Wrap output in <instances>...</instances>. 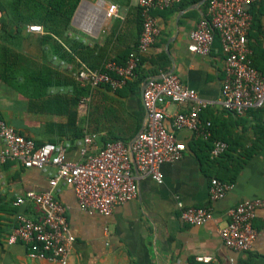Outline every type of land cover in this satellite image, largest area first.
<instances>
[{"label": "crops", "instance_id": "1", "mask_svg": "<svg viewBox=\"0 0 264 264\" xmlns=\"http://www.w3.org/2000/svg\"><path fill=\"white\" fill-rule=\"evenodd\" d=\"M189 1L153 11L160 34L137 69L156 80L171 73L194 90L207 104L200 119L211 123L212 138L225 142L227 152L212 161L208 153L210 142L198 145L200 140L189 132H176V140L186 148L182 158L160 166L159 184L139 177L131 164L128 173L137 186L136 199L115 206L107 217L80 209L71 187L60 182L52 185L54 167L48 166L42 172L26 169L17 161L0 162V264H57L29 259L19 243L6 245L16 214L37 220L30 202L13 206L16 198H24L28 192H49L64 208L74 238L67 264H264V209L255 211L252 227L257 236L247 252L225 248L218 234L228 222V212L236 205L264 199V108L249 110L240 117L221 108L224 55L216 36L208 56L188 51L189 34L206 8L201 1ZM46 2L0 0V119L36 145L67 146L66 158L80 162L85 156L79 144L85 135L92 134L89 131L93 128L95 100L89 95L80 98L76 105L71 104V85L77 84L75 74L84 63L70 52L69 45L71 40H81L87 46V60L96 63L97 70H102L107 62L123 65L138 43L139 11L135 0H81L70 23L74 31L57 37L46 34L38 20L31 21L26 10L34 5L45 7ZM108 5L117 8L116 16L109 19L105 17ZM261 24L264 26V17ZM29 26H41L43 33L30 32ZM247 36L248 33V45ZM43 38L49 39L44 42ZM54 43L62 51H57ZM6 52H10L9 58ZM122 59L125 60L118 63ZM163 66L167 67L166 72H162ZM141 85L133 92H128L125 85L120 98L103 89L89 91L115 99L141 129L145 120ZM165 111L172 116L186 111V106L167 104ZM163 124L170 129L171 118ZM94 135L87 154L96 153L104 144L100 138L103 132ZM2 147L0 142V150ZM212 178L230 185L220 200L209 198ZM186 207L208 208L212 218L200 227L185 225L180 222L179 213Z\"/></svg>", "mask_w": 264, "mask_h": 264}, {"label": "built area", "instance_id": "2", "mask_svg": "<svg viewBox=\"0 0 264 264\" xmlns=\"http://www.w3.org/2000/svg\"><path fill=\"white\" fill-rule=\"evenodd\" d=\"M135 1L141 17V31L135 51L128 55L123 65L107 62L102 70H96L81 64L75 74L79 87L89 90L107 87L111 92H116L135 79L140 59L147 55L160 34L153 11L170 9L182 0ZM259 2L264 0H207L204 15L189 34L187 49L199 56L209 55L213 38L217 37L224 55L219 104L225 112L237 117L249 110L264 108V75L252 66L246 44L251 25L249 9ZM116 12L115 5H108L105 17H114ZM27 30L43 33L41 26H29ZM142 103L145 126L130 148L121 142L105 143L96 153L87 154V148L95 138L94 134H87L79 144L85 156L80 162L66 158L67 146L51 143L37 146L33 140L19 135L0 119V142L3 145L0 162L17 161L26 169L42 172H46L48 166L54 167L55 173L50 180L52 185L60 182L71 187L80 209L107 217L115 206L136 199L137 186L128 173L131 164L139 177L159 184L162 181L160 166L182 158L186 148L176 140V132L185 130L196 140L210 142L208 153L212 161L220 159L227 152L225 142L212 138L211 123L200 119L207 104L176 76L147 79ZM167 104L186 106V111L169 116L165 111ZM167 118H171L170 129L163 124ZM229 189V184L210 179V200L222 199ZM26 201L31 203L38 215L37 220L16 214L15 226L6 238V245H23L31 260L67 264L74 238L69 232L64 208L49 192H28L24 198H16L13 206L19 207ZM259 209H264V199L245 200L228 212V222L218 231L225 248L241 253L251 248L257 236L252 220ZM211 218L210 209L203 207L181 208L179 213L180 222L193 227L203 226ZM200 261L207 263L208 259Z\"/></svg>", "mask_w": 264, "mask_h": 264}, {"label": "trees", "instance_id": "3", "mask_svg": "<svg viewBox=\"0 0 264 264\" xmlns=\"http://www.w3.org/2000/svg\"><path fill=\"white\" fill-rule=\"evenodd\" d=\"M80 1L81 0H48L45 7L42 6V4L39 7L34 5L29 9L27 8L26 10H28L29 19L31 21L38 20L46 34L62 37L63 35H67L68 33H72L74 31L70 23ZM200 1L201 0H190L189 3L196 4ZM204 6H207V2L204 4ZM0 10L2 11L3 9ZM14 10L21 11L22 9ZM249 14L251 16V26L247 36V47L251 51L250 59L252 66L264 75V26L261 24V17H264V2H259L250 6ZM139 19L140 34V11ZM48 39L49 38H43L44 42H46ZM71 43L72 45H69L70 52L74 54V56L77 57L82 63L88 65L91 69L97 70V64L89 62L86 58L87 46L84 45L81 40L77 42L71 40ZM53 47L57 51H62L58 45H56V43H54ZM6 54L9 58L10 52H6ZM142 59L143 58L140 59L139 64H141ZM157 59L158 58H156V60ZM124 60L125 59H122L121 61H118V63H122ZM156 60L153 62L156 63ZM161 70L162 72H166L167 67L163 66ZM147 79L149 78L140 74L138 69H136V80L133 82L128 81L125 88L128 90V92L136 91ZM71 88L73 92L71 104L76 105L80 98L89 95H91V100H95V102L93 101L94 108H92V112L95 113V117L92 120L93 128H90L89 133L98 134L103 132L104 135L100 136V138L104 144L121 142L125 147H127L128 143L138 133L140 125L137 121H130L129 116H127L121 104H117L115 99L108 97L106 94L97 93L96 91L91 92L89 89H80L78 84L75 83L71 85ZM125 88L123 89L125 90ZM99 89H103L106 93L110 92L107 87H101ZM112 95L120 98L122 96L121 90L114 92ZM80 132H82V130ZM80 132L79 134L81 135L82 133ZM213 139H215V137H213ZM204 143L205 142L202 141L197 142L198 145ZM37 146H39V144H37ZM209 149L210 147L208 148V152Z\"/></svg>", "mask_w": 264, "mask_h": 264}, {"label": "water", "instance_id": "4", "mask_svg": "<svg viewBox=\"0 0 264 264\" xmlns=\"http://www.w3.org/2000/svg\"><path fill=\"white\" fill-rule=\"evenodd\" d=\"M207 2V0H201V3L203 4V3H206ZM78 10V9H77ZM72 23H73V21H72ZM168 75H171V73H169V74H167V76ZM145 85H146V81H144L143 82V84L141 85V88H140V93H141V96L143 95V91H144V88H145ZM144 126H145V123H143V125H142V127H141V129L139 130V132L134 136V138L128 143V148H130L131 146H132V144H133V142L135 141V139H136V137L138 136V134L139 133H141L142 131H143V129H144ZM131 158H132V156H131ZM133 163V162H132Z\"/></svg>", "mask_w": 264, "mask_h": 264}, {"label": "rangeland", "instance_id": "5", "mask_svg": "<svg viewBox=\"0 0 264 264\" xmlns=\"http://www.w3.org/2000/svg\"><path fill=\"white\" fill-rule=\"evenodd\" d=\"M79 26H80V24H79Z\"/></svg>", "mask_w": 264, "mask_h": 264}]
</instances>
